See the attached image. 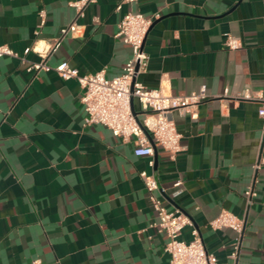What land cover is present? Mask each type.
Masks as SVG:
<instances>
[{"label":"crops","instance_id":"0c3cea01","mask_svg":"<svg viewBox=\"0 0 264 264\" xmlns=\"http://www.w3.org/2000/svg\"><path fill=\"white\" fill-rule=\"evenodd\" d=\"M73 1L0 0V45L19 53L0 56V264H169L142 170L155 174L164 204L192 218L219 260L264 264V164L256 167L264 117L257 101L224 95L264 93V0H96L79 18L84 34L54 48L76 17ZM130 10L153 19L138 79L172 94L202 86L210 94L194 113L174 111L184 146L175 158L156 143L153 156H137L132 141L84 125L79 81L29 69L67 60L80 74L119 75L132 48L115 33ZM226 33L243 45L227 47ZM134 107L142 117L137 100ZM250 186L256 194L248 198ZM223 209L244 219L240 236L209 225ZM182 238L192 239L191 225Z\"/></svg>","mask_w":264,"mask_h":264},{"label":"built area","instance_id":"2783aa9c","mask_svg":"<svg viewBox=\"0 0 264 264\" xmlns=\"http://www.w3.org/2000/svg\"><path fill=\"white\" fill-rule=\"evenodd\" d=\"M94 1L96 0H77L71 3L77 10L76 17L61 29L60 36L54 41V48L67 35L81 36L84 34L85 25L79 22V18L84 16L86 7ZM134 1L136 0H124V2ZM152 20L132 10L123 16L115 36L131 46L132 54L122 72L114 77H108L105 70L80 74L79 70L71 66L67 60L61 61L55 67L48 64L46 60H41L31 63L29 69L40 71L53 68L64 79L76 78L79 81L83 88L81 101L86 111L84 125L102 124L124 141H132L134 153L137 156L154 155V145L145 133L147 130L154 142L167 150L171 158H175L184 146L181 142L182 133L173 117L174 111L182 115L194 113L198 105L209 98L210 94L205 86L188 94H172L164 91L162 87L150 88L138 79V74L146 70L149 63V54L144 48V43ZM225 44L230 49H237L243 45V42L234 34L226 33ZM31 49L27 47L25 52ZM4 55L18 57L19 53L9 45L1 44L0 56ZM44 56H47V53ZM224 95L239 100L257 101L259 103L258 113L264 117L263 92L246 88L232 95L229 89H226ZM132 99L140 104L142 117L134 113ZM150 164L153 166L154 161L150 160ZM262 164H264V156L260 157L256 167ZM140 174L157 213L154 225L159 232L167 236L165 250L169 253V264H236L219 260L214 253L208 251L200 230L194 225L192 218L181 210L168 208L164 204L162 196L158 194L161 189L159 181L153 172L142 170ZM181 184V179L175 183L176 186ZM245 194L251 198L256 193L250 186ZM187 225L192 226V239L189 241L182 238V232ZM209 225L214 229L231 228L240 236L243 233L245 221L233 212L223 209L209 222ZM238 248L239 245L236 244L231 257H237ZM31 264L42 263L40 260H35Z\"/></svg>","mask_w":264,"mask_h":264},{"label":"water","instance_id":"95a60500","mask_svg":"<svg viewBox=\"0 0 264 264\" xmlns=\"http://www.w3.org/2000/svg\"><path fill=\"white\" fill-rule=\"evenodd\" d=\"M132 108H133L134 113L137 115V112L135 111V107H134V99H132ZM138 120H139V118H138ZM145 133L148 135L150 141L152 142V144L155 147V142H154V139H153L152 135L147 130H145Z\"/></svg>","mask_w":264,"mask_h":264}]
</instances>
